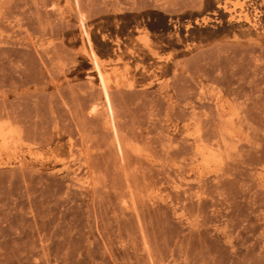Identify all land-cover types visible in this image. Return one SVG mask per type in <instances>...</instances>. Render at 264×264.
<instances>
[{
    "label": "rangeland",
    "instance_id": "obj_1",
    "mask_svg": "<svg viewBox=\"0 0 264 264\" xmlns=\"http://www.w3.org/2000/svg\"><path fill=\"white\" fill-rule=\"evenodd\" d=\"M0 122V264H264V0H0Z\"/></svg>",
    "mask_w": 264,
    "mask_h": 264
},
{
    "label": "bare ground",
    "instance_id": "obj_2",
    "mask_svg": "<svg viewBox=\"0 0 264 264\" xmlns=\"http://www.w3.org/2000/svg\"><path fill=\"white\" fill-rule=\"evenodd\" d=\"M242 13V12H241ZM92 57V59H93V61H96V57L97 56H95V55H92L91 56ZM98 62V61H97ZM96 63V62H95ZM100 75H101V79L102 80H106L107 79V73H105L104 71H101V73H100ZM109 80V79H108ZM107 81V80H106ZM104 82V81H103ZM109 82V81H108ZM106 83V82H105ZM107 86V85H106ZM108 88V87H107ZM17 136H18V134H17V132L14 130V129H12L11 128V126L9 125V124H7V123H1L0 122V150L1 151H3V150H6L7 148H8V146H9V144L11 143V142H13L16 138H17ZM19 137V136H18ZM168 141H170L169 143H172L173 142V140H168ZM198 151H199V154H201L202 155V157H203V155L205 154V148H203V147H199L198 148ZM208 153V152H207ZM206 155V154H205ZM209 156V155H208ZM210 157H213V158H216V159H219L220 158V154H218V152L217 151H214L213 153H210ZM208 157H206V159H207ZM208 159H210V158H208ZM207 159V160H208ZM211 160V159H210ZM217 169H218V171L219 172H221L222 170H223V163H222V161H220V162H218V165H217ZM79 179V178H78ZM92 182V181H91ZM79 183H80V181H79ZM86 183L84 182L83 183V185H85ZM90 184H93V182L92 183H90ZM90 184H88V186L90 185ZM95 184V183H94ZM176 189H180V187L179 186H177L176 187Z\"/></svg>",
    "mask_w": 264,
    "mask_h": 264
}]
</instances>
